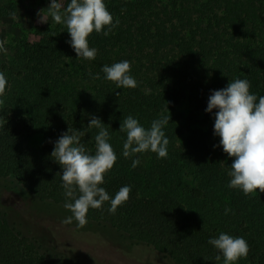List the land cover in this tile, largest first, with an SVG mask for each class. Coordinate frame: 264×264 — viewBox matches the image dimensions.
<instances>
[{"label": "trees", "instance_id": "obj_1", "mask_svg": "<svg viewBox=\"0 0 264 264\" xmlns=\"http://www.w3.org/2000/svg\"><path fill=\"white\" fill-rule=\"evenodd\" d=\"M105 2L119 25L108 36L90 35V47L98 50L95 60L78 58L65 26L54 23L46 30L47 39L26 51L25 67L33 80L54 89L81 78L88 96L95 93L105 109L117 110L115 118L124 113L144 121L158 119L162 112L171 114L165 127L170 153L163 159L155 156L165 167L182 163L193 168L202 183L190 192L194 210L171 189L147 192L141 188V173L114 165L101 186L113 198L121 187L131 186L130 199L115 214L108 211V202L102 210L90 209L87 221L111 229L128 246L147 245L173 264H216L219 253L208 241L222 232L248 242L249 255L241 259L246 264H264V193L257 191L250 198L227 187L233 158L216 147V110L205 111L212 90L237 78L250 81L258 98L264 95V0ZM49 43L58 44V50L47 49ZM123 60L131 63L136 88L118 89L101 71L105 64ZM97 73L100 78L93 79ZM6 78L7 92L11 79ZM48 107L50 119L63 121L66 131L71 127L86 133L81 143L94 154L96 132L87 126L90 110L81 105L71 110L64 100ZM110 116L108 125L116 121ZM32 130L28 116L9 105L0 108V179H16L36 202L66 210L62 169L51 157L59 136L50 135L41 147H33L28 143ZM226 207L232 210L227 215ZM205 209L210 216L202 214ZM78 261L53 252L0 209V264Z\"/></svg>", "mask_w": 264, "mask_h": 264}, {"label": "clouds", "instance_id": "obj_2", "mask_svg": "<svg viewBox=\"0 0 264 264\" xmlns=\"http://www.w3.org/2000/svg\"><path fill=\"white\" fill-rule=\"evenodd\" d=\"M10 15L15 19L14 12ZM38 17L40 23H47L51 17V23L64 25L71 37L68 43L77 57L83 60H95L97 56L98 50L89 44L93 32L108 36L119 25V20L108 10L105 0H70L66 7L64 0H50L47 9L38 12ZM6 43L0 40V53L5 55ZM101 71L105 73V79L118 89L138 86L130 74L131 63L128 60L111 66L105 64ZM99 78L98 73L93 76V79ZM7 84L5 74L0 72V97L6 95ZM251 87L247 79L230 80L226 87L212 90L205 109L209 113L216 110L214 134L219 137L216 147L222 146L224 153L233 158L227 173L230 177L227 187L241 190L250 198L257 191L264 193V95L258 98L251 92ZM3 104V99H0V106ZM170 121L171 114L162 112L160 118L154 119L146 129L132 115L123 118L119 128L120 132L126 133L123 156L137 157L132 160L133 169L140 164L137 156L140 153L151 151L158 158H167L169 139L164 128ZM87 126L89 129H98L94 136V154L81 143V137L86 133L71 127L54 142L55 147L51 152V157L62 169L59 174L66 198L63 206L71 212L61 222L68 225L75 221L78 228L86 226L90 209L102 210L105 202H108V211L115 214L120 206L127 203L131 194V186H123L113 198L101 186L118 156L109 143L110 133L99 117L93 115ZM231 211V208H225L226 215ZM208 243L219 253L214 258L216 264H221V260L222 264H237L241 259H247L250 252V246L243 237L223 232L218 237L210 238Z\"/></svg>", "mask_w": 264, "mask_h": 264}, {"label": "rangeland", "instance_id": "obj_3", "mask_svg": "<svg viewBox=\"0 0 264 264\" xmlns=\"http://www.w3.org/2000/svg\"><path fill=\"white\" fill-rule=\"evenodd\" d=\"M68 2L64 0L65 7ZM49 3L50 0H0V40L7 41V54L0 53V72L11 79L6 95L0 97L4 101L3 106H12L17 114L28 116L33 124L28 143L39 148L50 135L60 137L66 132L63 121L50 119L48 106L57 100L66 101L71 110L81 105L85 110H90L92 116L99 117L108 129L109 143L118 156L116 167L131 169L132 160L137 157L123 156L126 133L120 132L119 128L126 117L124 113L115 118L117 110L111 112L105 109L101 102L95 100V93L88 96L89 91L83 89L85 84L79 77L69 79L67 84L64 81L60 89H54L45 81L38 83L33 80L34 74H30L29 68L25 67L28 62L26 51H31V45L44 42L47 39L46 30L49 25L54 24L51 23V17L47 23L39 22L38 12L44 8L46 10ZM12 12L15 13V19L10 15ZM47 45L50 51H57L59 48L56 43ZM110 115L116 121L112 120V124L108 125L106 121L111 120ZM152 121L146 119L140 123L147 129ZM164 131L167 136L165 128ZM93 132L97 134L98 129L93 128ZM170 147L171 143L168 145V154ZM155 154L151 151L137 154L140 164L135 169L132 168V171L141 173L138 177L144 178L140 183L141 188L147 192L161 188L171 189L190 208L196 210L190 192L193 187L202 183L201 177L193 168L182 163L165 167L164 161L161 162ZM0 209L8 212L11 219L32 236H39L42 243L53 252L70 256L73 260H79L80 264H173L147 245H126L114 231L106 227L88 221L84 228H78L75 221L63 224L61 221L71 215L70 211L36 202L13 178L3 181L0 179ZM202 214L210 216L206 209L202 210ZM237 264L246 263L240 260Z\"/></svg>", "mask_w": 264, "mask_h": 264}]
</instances>
